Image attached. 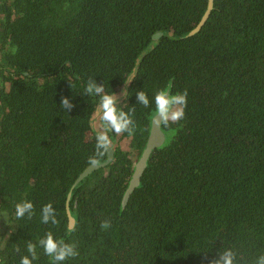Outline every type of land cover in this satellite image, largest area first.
<instances>
[{
	"label": "trees",
	"instance_id": "16d2710c",
	"mask_svg": "<svg viewBox=\"0 0 264 264\" xmlns=\"http://www.w3.org/2000/svg\"><path fill=\"white\" fill-rule=\"evenodd\" d=\"M207 5L0 0V264H53L41 243L49 233L78 253L58 264L264 255V0H214L204 27L185 37ZM92 83L120 94L132 119L131 135L110 133L103 155ZM164 88L187 91L185 116L161 124L165 142L124 202ZM25 201L32 208L17 217ZM47 204L56 223L42 220Z\"/></svg>",
	"mask_w": 264,
	"mask_h": 264
},
{
	"label": "clouds",
	"instance_id": "9594fccd",
	"mask_svg": "<svg viewBox=\"0 0 264 264\" xmlns=\"http://www.w3.org/2000/svg\"><path fill=\"white\" fill-rule=\"evenodd\" d=\"M131 82V77L128 78ZM87 92L92 94L95 98L99 96L98 106L94 112V118L92 120L93 130L96 133V149L97 155H103L112 145V137L110 133L119 134L122 132H128L130 135L133 128L130 127L132 119L126 113L123 108L118 107L119 98L115 91L105 92L103 85L89 84L87 86ZM124 94L128 95L127 89L124 90ZM187 91L177 92L175 94H169V89L164 88L158 91L154 97L155 110L153 115H158L160 123L167 126L170 122L175 123L182 120L185 116V107L187 104ZM137 99L147 105L150 103L148 96L143 92L137 93ZM64 105H68L67 98L63 101ZM95 117L103 122L102 127L104 131H96L95 129ZM95 163V160L92 161ZM32 208L30 201L18 203L16 205L15 215L17 217L23 216L26 211ZM53 208L51 204H47L43 208V222L47 223L50 219L53 223H56V218L53 216ZM102 227H108L105 223ZM69 232L73 229L69 228ZM44 251L49 255L53 264L63 262L69 257H75L78 253L74 245L64 243L63 240L57 241L51 233H49L41 241ZM29 251H33V246L29 245ZM29 256L21 258L20 264H32V259ZM215 264H233V258L230 253L225 254L222 260L216 261ZM256 264H264V255L257 258Z\"/></svg>",
	"mask_w": 264,
	"mask_h": 264
},
{
	"label": "water",
	"instance_id": "95a60500",
	"mask_svg": "<svg viewBox=\"0 0 264 264\" xmlns=\"http://www.w3.org/2000/svg\"><path fill=\"white\" fill-rule=\"evenodd\" d=\"M213 7H214V0H208L207 9H206L204 15L202 16L201 20L188 34H186L185 37H190V36L197 34L204 27V25L206 24L207 20L209 19L210 15L212 13ZM161 36H162V33H157L154 35V38L158 39ZM151 49H152V47H150V50ZM123 90H124V88H123ZM165 139H166L165 135H164L163 131L161 130V123H160L159 116L156 115L153 119L151 133H150L148 142L146 144V147L144 148L142 154L140 155L138 162L136 163L134 173H133V177L131 179L130 185H129L128 190L126 192L124 202H126L130 198L131 194L139 186L141 178H142L143 173L147 167L148 160H149L153 150L156 147L163 145L165 142Z\"/></svg>",
	"mask_w": 264,
	"mask_h": 264
},
{
	"label": "rangeland",
	"instance_id": "374dc122",
	"mask_svg": "<svg viewBox=\"0 0 264 264\" xmlns=\"http://www.w3.org/2000/svg\"><path fill=\"white\" fill-rule=\"evenodd\" d=\"M98 118H99V117H97V120H96V121H98ZM100 128H101L100 124L98 125V122H97V123L95 122V129L98 130V129H100Z\"/></svg>",
	"mask_w": 264,
	"mask_h": 264
},
{
	"label": "flooded vegetation",
	"instance_id": "af4514ba",
	"mask_svg": "<svg viewBox=\"0 0 264 264\" xmlns=\"http://www.w3.org/2000/svg\"><path fill=\"white\" fill-rule=\"evenodd\" d=\"M120 92H122L123 94H124V90L122 89V90H120ZM118 95V94H117ZM125 95V94H124ZM121 95L119 94L118 95V98L120 97Z\"/></svg>",
	"mask_w": 264,
	"mask_h": 264
}]
</instances>
